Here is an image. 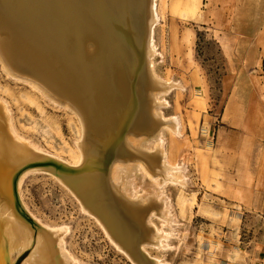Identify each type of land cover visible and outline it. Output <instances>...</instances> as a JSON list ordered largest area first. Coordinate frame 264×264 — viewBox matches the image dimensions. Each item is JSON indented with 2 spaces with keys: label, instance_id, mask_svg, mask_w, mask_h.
<instances>
[{
  "label": "rangeland",
  "instance_id": "obj_1",
  "mask_svg": "<svg viewBox=\"0 0 264 264\" xmlns=\"http://www.w3.org/2000/svg\"><path fill=\"white\" fill-rule=\"evenodd\" d=\"M156 13L154 71L161 79L182 86L161 96L167 102L161 109L163 116L180 120V136L163 131L162 138L169 162L184 168L174 175L188 185L162 187L176 222L166 227L162 220L152 218L155 227L169 237L162 242L164 248L145 249L149 258L162 264H264V204L261 211L255 210L258 199L238 186L241 178L237 171L228 179L224 177L218 170L219 155L216 187L210 189L196 177V162L204 157L200 131L206 120L214 134L227 128L229 97L237 95L242 101L252 91L255 96L264 90V0H156ZM135 53L139 59L136 77L142 82L143 51L138 44ZM136 90L122 108V118L118 117L115 138L100 154L90 155L84 165L76 166L78 125L73 114L51 103L30 84L7 76L0 65V102L6 104L11 125L19 138L41 150L17 164L11 173L12 204L33 232L41 228L34 218L49 229L67 228L63 240L74 264H133L53 177L71 186L84 177L103 176L107 163L121 150L124 134L133 127L134 107L144 101L141 89L139 93ZM114 146L117 148L111 152ZM263 149L261 145L256 172L261 168ZM221 181L228 185L222 188ZM151 185L142 174L141 187ZM138 186L134 184L141 192ZM28 253L15 264H21Z\"/></svg>",
  "mask_w": 264,
  "mask_h": 264
},
{
  "label": "bare ground",
  "instance_id": "obj_2",
  "mask_svg": "<svg viewBox=\"0 0 264 264\" xmlns=\"http://www.w3.org/2000/svg\"><path fill=\"white\" fill-rule=\"evenodd\" d=\"M157 20L156 0H0L1 68L73 114L78 125L76 166L111 143L122 108L135 89L143 92V103L131 113L133 127L102 177H84L71 186L53 177L133 264H162L149 258L145 248H164L169 234L151 220L174 225L176 218L162 187L188 185L174 175L184 168L169 162L162 138L163 131L180 136V120L163 116L167 102L161 96L182 86L154 71ZM136 44L143 51V83L136 77ZM5 105L0 102V264H15L26 251L21 264H74L63 240L67 228L49 229L34 218L41 228L33 232L12 204L11 173L41 150L17 136ZM142 174L152 182L150 187H141ZM25 175L17 180V191Z\"/></svg>",
  "mask_w": 264,
  "mask_h": 264
},
{
  "label": "crops",
  "instance_id": "obj_3",
  "mask_svg": "<svg viewBox=\"0 0 264 264\" xmlns=\"http://www.w3.org/2000/svg\"><path fill=\"white\" fill-rule=\"evenodd\" d=\"M252 93L255 92L252 91L250 97L242 101L237 95L229 97L227 128H221L214 134L209 120L201 127L200 147L202 152L204 151V157L200 163L196 162V177L200 176L208 188L216 187V155H219L218 170L224 173L227 179L229 174L237 171L241 178L238 186L246 189L245 194L250 197H257L258 208L255 210L259 211L264 204V149L260 171L256 172L261 145L264 148V90L255 96ZM204 121L202 120L201 124ZM256 173H259L260 177L257 181ZM220 183L222 188L228 185L227 182ZM207 193L212 195L210 191Z\"/></svg>",
  "mask_w": 264,
  "mask_h": 264
}]
</instances>
